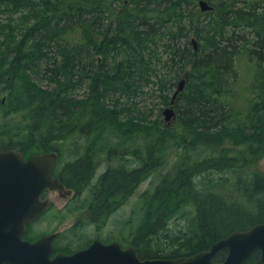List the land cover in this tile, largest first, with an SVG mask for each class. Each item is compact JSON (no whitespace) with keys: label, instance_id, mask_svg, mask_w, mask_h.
Returning a JSON list of instances; mask_svg holds the SVG:
<instances>
[{"label":"trees","instance_id":"16d2710c","mask_svg":"<svg viewBox=\"0 0 264 264\" xmlns=\"http://www.w3.org/2000/svg\"><path fill=\"white\" fill-rule=\"evenodd\" d=\"M198 1L0 0V152H60L67 160L57 176L76 198L84 195L37 221L54 216L55 228L75 217L56 251L88 246L155 174L137 196V225L119 224L106 242L131 246L142 260L176 259L264 223V0H204L212 7L204 13ZM184 75L177 126L151 120L136 98L154 94L166 107ZM121 141L128 162L94 181L98 163L88 156L109 158ZM170 149L177 160L159 173ZM205 172L224 176L209 175L196 190ZM80 206L96 233L60 244L81 225ZM177 214L182 223L171 225ZM34 224L25 240L41 236ZM243 264H261L259 251Z\"/></svg>","mask_w":264,"mask_h":264},{"label":"water","instance_id":"95a60500","mask_svg":"<svg viewBox=\"0 0 264 264\" xmlns=\"http://www.w3.org/2000/svg\"><path fill=\"white\" fill-rule=\"evenodd\" d=\"M197 6L202 13L212 10L204 0ZM190 43L196 51L195 39ZM185 78L186 75L178 82L169 105L162 110L167 127L176 122L174 100L183 91ZM56 163L54 153L30 155L24 160L23 153L17 150L0 152V264H243L254 250L259 251V261L264 264V223L232 232L208 250L176 259L142 260L131 246L122 248L118 242L106 244L99 239L71 254L58 253L51 258L55 234L43 235L34 242L22 237L26 225L36 221L48 206V202L40 200L41 193L63 188L53 178ZM222 249L227 251L225 258L214 261Z\"/></svg>","mask_w":264,"mask_h":264},{"label":"rangeland","instance_id":"374dc122","mask_svg":"<svg viewBox=\"0 0 264 264\" xmlns=\"http://www.w3.org/2000/svg\"><path fill=\"white\" fill-rule=\"evenodd\" d=\"M153 95L154 94L145 95L141 99L139 95L136 98V102L140 101L141 103H139V106L145 105L148 108V110H150V114L152 116L151 120H154L155 118H157V116H160L159 119L162 120L161 112L165 108V106L160 105L159 100ZM78 97H80V95H78ZM1 98L5 99V95H3ZM10 118L14 120L13 117H10ZM11 119H8V120H11ZM176 126H177L176 124L175 125L173 124L172 128ZM136 141H138V143L140 144V137L136 138ZM108 142H110L108 144H114L118 142V140L110 137ZM176 160H177V154L175 150L170 149L168 152V155L164 158V166L162 169L159 170L160 171L159 173H165L168 170H170ZM263 162H264V159L261 160L262 167H263ZM209 175H211L212 178H219V177L224 176V174L222 173L205 172L204 174L195 178V183H197L196 181H199V183L196 185V190L200 189V185L202 187V185L206 183V179L208 178ZM155 179H157V174L148 178L146 181L140 184L134 196H132V198L128 201V203L124 205L116 214H114L109 220L107 226L102 231H99L98 234H96L95 236L98 235V237L103 242H106L107 240H111L112 236H115L117 234L119 224L121 223L123 225L125 224L128 231H130L131 229L130 227L131 224L134 228L137 225L141 217V203L137 201V196L149 186L152 180H155ZM201 182L203 183L201 184ZM48 191L49 193L47 194V197H48L47 200H49L52 206L56 207L57 209L60 208V206L65 202V199L58 196L57 191L55 190H48ZM180 216L181 214H177L175 217H173V219L171 220V225L174 223H182L183 218ZM81 219H82L80 223L81 225L79 226V228L75 230L74 232L71 231L68 234H66L64 237H62V239L60 240V244L67 243L66 239H68L69 240L68 242L72 243V245L74 246L76 245L75 243H78L83 238L86 239L88 236H91L92 231L89 232L90 229L89 228L84 229V227L86 226L92 229V226H90L89 225L90 223L86 221V219L84 218V215H81ZM44 220L45 219H42L41 221L35 223L32 227L33 232H35L37 235L42 236V235L49 233V231L61 232L63 230L68 229L73 224L72 222H67L65 224H61L54 228V227H51L50 224L48 225V222H50V218H48L45 221ZM127 220L128 222L126 223Z\"/></svg>","mask_w":264,"mask_h":264},{"label":"flooded vegetation","instance_id":"af4514ba","mask_svg":"<svg viewBox=\"0 0 264 264\" xmlns=\"http://www.w3.org/2000/svg\"><path fill=\"white\" fill-rule=\"evenodd\" d=\"M45 153H54L56 156H57V163H56V166H55V168H54V171H53V178H56V179H58V181L61 183V185L63 186V188L61 189V190H55V191H57V194H58V196H60L61 198H63V199H65V202L60 206V208H56V207H54V206H52L51 204H50V202H49V200H47V194L49 193V189H46V190H44L42 193H41V196H40V199L42 200V201H48V206H47V208H46V211L49 209V208H53V214L52 215H57L58 214V211L59 210H61V209H63L64 207H66L67 205H68V203H70L71 201H79V200H81V199H84V195L83 196H79L78 198H76L75 197V193L72 191V190H70V189H67V188H65V186H64V184L60 181V178L57 176V173H56V171H57V169H58V162H59V160H67V157L65 156V155H63V156H61L60 154V152H56V151H46V152H44V153H40V155L41 154H45ZM95 154L96 153H94V152H92V154L90 155V156H88L89 157V159L90 160H95V161H97V163H98V168H97V173H96V177H95V179H94V181L96 180V178L100 175V174H102V173H104L105 171H107V170H118V168H122L123 167V165L126 163V162H128V160H129V157H128V148L125 146V145H123V142L121 141V147L120 148H116V149H114L113 150V153L112 154H110L111 156L108 158V157H106V158H104L103 156H101V157H95ZM30 155H37V154H29V155H27V156H25L24 154H23V159L24 160H26ZM44 198V199H43ZM83 204V203H82ZM74 206H75V204H73ZM78 203L76 204V208H78ZM83 206V205H82ZM82 206H80L79 207V209L78 210H75V213L77 214V216L76 217H78V218H80L81 217V215H84V217H87V215H88V213H89V210H88V208L86 207V208H83ZM121 209V208H120ZM119 209V210H120ZM118 210V211H119ZM46 211H44V212H46ZM117 211V212H118ZM116 212V213H117ZM115 213V214H116ZM43 215V214H42ZM54 216H52V217H50V222L55 218ZM72 217V218H71ZM66 218H71L72 220H65V221H63L62 223H60V225L61 224H65V223H67V222H72L73 224L68 228V229H66V230H63V231H61V232H57V231H49V233H47V234H45V235H51V234H55L56 236H55V238L53 239V241H52V246H53V253L51 254V257H54L56 254H58V253H63V252H59V251H56L55 250V244L57 243V239L59 238V236L61 235V234H63V233H65L66 231H68L72 226H74L75 225V217L73 216V215H68ZM40 219V218H39ZM38 219V220H39ZM37 220V221H38ZM36 221V222H37ZM45 221V220H44ZM36 222H34V223H36ZM50 222H48V225L50 224ZM79 223H81V222H79ZM90 226H92L91 224H89ZM59 226V225H58ZM106 226H107V224H106ZM105 226V227H106ZM104 227V228H105ZM79 227H76L75 228V230H77ZM87 228H89L90 229V231L89 232H91V230L93 231V232H95L94 230H96L95 228H94V226H92V229L90 228V227H84V229H87ZM103 228V229H104ZM103 229H101L100 231H102ZM87 233V232H86ZM96 233V232H95ZM41 237V236H40ZM39 237V238H40ZM62 237H63V235H62ZM63 239H65V238H63ZM96 239H99L101 242H103L98 236H96L95 238H94V240H96ZM67 241H69L68 239H66ZM94 240H92V242L94 241ZM30 241V240H29ZM31 242H34V241H31ZM91 242V243H92ZM90 243V244H91ZM103 243H111V242H103ZM89 244V245H90ZM88 245V246H89ZM88 246H86V247H88ZM86 247H84V248H86ZM81 249H83V248H81ZM78 250H80V249H78ZM77 251V250H76ZM63 254H65V253H63Z\"/></svg>","mask_w":264,"mask_h":264},{"label":"bare ground","instance_id":"6f19581e","mask_svg":"<svg viewBox=\"0 0 264 264\" xmlns=\"http://www.w3.org/2000/svg\"><path fill=\"white\" fill-rule=\"evenodd\" d=\"M175 139H177V138H175ZM179 140V139H178ZM88 153V152H87ZM93 170V169H92ZM90 177V176H89ZM79 187H81V186H79ZM82 188V187H81ZM110 210V209H109ZM102 213H104V212H102ZM107 213V212H106ZM108 214V213H107ZM107 214H104L105 216L107 215ZM101 215V214H100ZM101 217V216H100Z\"/></svg>","mask_w":264,"mask_h":264}]
</instances>
